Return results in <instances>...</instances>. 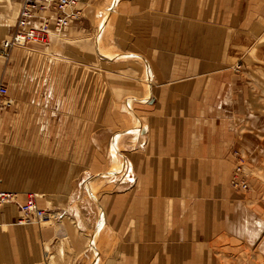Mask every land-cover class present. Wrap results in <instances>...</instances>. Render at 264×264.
Wrapping results in <instances>:
<instances>
[{"label": "crops", "instance_id": "crops-1", "mask_svg": "<svg viewBox=\"0 0 264 264\" xmlns=\"http://www.w3.org/2000/svg\"><path fill=\"white\" fill-rule=\"evenodd\" d=\"M77 10L63 31L71 42L41 79L29 80L25 64H15L12 78L0 80L14 101L0 117L8 126L0 128V190L17 195L15 212L35 193L52 214L39 238L58 254L57 263H237L239 246L262 224L245 230L237 221L250 204L230 186L232 153L244 154L249 174L251 150L239 144L224 104L249 103L234 64L242 48L257 51L264 40V0H78ZM247 33L245 46L240 38ZM27 46L23 51L42 56ZM126 133L132 135L119 145ZM100 136L110 139L99 149L109 157L119 151L129 170L112 183L107 172L104 190L87 199L84 187L96 176L86 169L112 166L107 156L96 160ZM91 236L99 238L93 242L102 263L84 256Z\"/></svg>", "mask_w": 264, "mask_h": 264}, {"label": "rangeland", "instance_id": "rangeland-1", "mask_svg": "<svg viewBox=\"0 0 264 264\" xmlns=\"http://www.w3.org/2000/svg\"><path fill=\"white\" fill-rule=\"evenodd\" d=\"M15 1H17L15 6H12L13 4L10 5V3L9 6L8 3H6V7H2V5H0V14L3 17L0 23V43L15 29L14 27L19 15L22 0L21 4H19V0ZM4 5L5 0L3 2V6ZM107 10L103 9L102 14L105 15L108 13ZM99 19H101V17ZM103 21L104 18H102L100 29L97 32L98 40ZM69 38H71L69 36V32H63L61 34L54 35V38L52 41H50V43L44 44L37 41L32 42L33 45H35V49L43 52L42 56H38L39 54L35 55V53L33 54V52L30 50L27 52L23 51L28 46L20 47L19 49H21L22 54L16 58L13 57L12 54L10 60H6L0 56V80L4 79L5 77V79L12 78L15 72L12 73L9 71V67L15 64H25L27 67L26 69L28 71L29 80H33L34 78L36 80L41 79V75L46 73V71H43L44 67H47L49 63H52V65L56 64L57 60L62 58L58 57V52L62 53L63 44L64 46H67L71 42ZM240 39L243 44L247 46V43L250 39L249 33L243 34ZM98 42H100L99 45L102 47L104 46L103 41L101 42L100 40ZM260 44L261 45L257 46V51L254 49L251 51V53L250 50L242 48V53L244 56L238 61H241L240 64H234V70L240 71L239 76H241L244 81H247V84L244 85L247 87L245 89L246 93L248 92L249 94V103L245 104L240 100V98H238L233 104H224V116L233 123L234 129H236V131L239 133V144H242V146H239L243 148L248 147L251 150L248 152V159L250 162V167L248 166L249 174H247L244 170L247 163L244 154L238 149L234 150L232 153L235 159L232 176L237 163V158L235 155L236 153H240L241 157L243 158V172L245 176L244 178L248 183V188L246 190L234 189L231 186L232 176L230 179V186L233 191L246 194L250 204V212L241 211L238 215L237 221H241V229L243 228L245 230L247 229L246 226H248L250 229H255L258 223L262 224V230L259 233L256 232L257 234L254 240L250 239L247 244L244 245L242 243L239 246L241 256L239 259H237L238 262L235 264H264V40ZM102 49L101 47H98V54L99 58L104 59V57L101 56V54L104 53ZM65 53L67 54L66 49ZM65 62H69L68 58L65 59ZM53 70L54 72H50V74L56 77V67H54ZM83 77L86 79L87 75H83L82 73V79H84ZM235 94H239V92L237 91ZM8 98L10 102L8 107L5 109L7 112H9L14 106L13 99H10L9 95ZM115 106L118 107L119 105ZM132 112L134 111L132 110ZM5 121L8 122V119ZM5 127H8L6 126V123H1L0 121V128L4 129ZM93 137L92 141L90 140V143L93 145L97 146L100 143H104L105 145L109 144L108 142L110 138H107L106 136V138L104 136H100L97 141L98 144L93 141ZM2 142L6 144L7 139H2ZM86 143H89L88 137H86L81 144L86 145ZM99 147L104 146L102 144L97 146V152H99L96 160L98 163L104 160L100 155L107 156L108 158L110 154L109 152L101 151ZM86 170H88V172L90 171V175L96 176L95 178L89 177L84 187V192L86 193L87 199L89 196L94 199L93 195L99 196V193L104 190L106 182H108V180H106L107 178H104L103 176L107 172L114 171V167L112 165L105 171L100 168H98V170L93 168H88ZM30 196L33 197L30 198ZM13 200H15V198H13ZM13 200L0 203V264H6V260H10L12 264H17L16 260L20 261V257L24 260L33 258L36 260V264H62L61 262L57 263L59 259L57 258L56 254H53L55 253V250L53 251V248L50 246L47 248V243L40 241L39 229L43 226L49 225L50 220L52 221V218L51 216L47 215L45 209L40 205L37 195L35 193H30L28 195V201L21 205V209L18 210V212H15L16 206L13 205ZM97 205L98 211L100 212L102 207L100 206L99 201H97ZM40 214H44V216H40ZM17 215L18 218L16 219ZM43 219L46 223L43 221ZM236 226H238V224H236ZM239 234L241 239L246 235L245 233L243 234L242 230L239 232ZM96 237L97 236L93 237L92 240L91 236V239L87 244H85L87 245L86 247L83 243L82 251L85 250V258H89V256H91L94 262H96L98 259V263H100V249L96 243L93 242L95 239H99ZM248 239L249 238H247V240ZM93 243L95 247L93 246ZM49 259L50 261H48Z\"/></svg>", "mask_w": 264, "mask_h": 264}, {"label": "built area", "instance_id": "built-area-1", "mask_svg": "<svg viewBox=\"0 0 264 264\" xmlns=\"http://www.w3.org/2000/svg\"><path fill=\"white\" fill-rule=\"evenodd\" d=\"M77 5L78 0H22L14 31L0 43V56L10 60L15 48L25 47L36 41L50 43L54 35L70 27L78 13ZM9 102L8 87L0 81V117ZM235 156L237 163L231 186L237 190H246L248 183L244 178L243 158L240 153H236ZM15 197L14 192L0 191V203L13 200Z\"/></svg>", "mask_w": 264, "mask_h": 264}, {"label": "bare ground", "instance_id": "bare-ground-1", "mask_svg": "<svg viewBox=\"0 0 264 264\" xmlns=\"http://www.w3.org/2000/svg\"><path fill=\"white\" fill-rule=\"evenodd\" d=\"M11 5V4H10ZM7 6V5H6ZM8 9H9V7H8ZM111 10V9H110ZM148 73V72H147ZM113 77V76H112ZM141 78H142V76H141ZM119 97V96H118ZM136 98V97H135ZM125 108V110H127L126 109V107H124ZM129 113H131L132 114V112H130V110H127ZM133 115V114H132ZM133 117H134V115H133ZM134 122H136L135 121V118H134ZM132 135V133H130V134H128V133H126L125 135H123V136H119L118 138H117V142H118V144L120 145L122 142H123V140H124V138H126V137H129V136H131ZM133 135L134 136H137L136 135V133H133ZM123 145V144H122ZM122 147V146H121ZM110 161H111V163H112V165H113V167H114V171H112V172H110L109 174H108V176H109V180L111 181V183H112V181H115V182H117V181H119L124 175H125V173H127L128 172V170H129V167H128V163L126 162V160H121L120 159V156H119V151H117V155L116 156H110ZM107 174V173H106ZM17 196V195H16ZM35 201V200H34ZM36 206V205H35ZM37 208V207H36ZM30 209V208H29ZM34 211V210H33ZM32 212V211H31ZM36 213V212H35ZM40 216H44V214H40ZM51 216H52V214H51ZM36 217V216H35ZM39 217V216H38ZM29 218V217H28ZM33 218V217H32ZM37 218V217H36ZM69 218V217H68ZM48 219V218H47ZM30 220V219H29ZM28 220V221H29ZM38 220V219H37ZM46 220V219H45ZM70 220V219H69ZM43 221H44V219H43ZM51 221V220H50ZM45 222V221H44ZM43 222V223H44ZM63 222V221H62ZM46 223V222H45ZM56 223H57V221H56ZM48 224V223H47ZM51 224V223H50ZM57 224H59V223H57ZM44 225V224H43ZM58 226V225H57ZM76 227V226H75ZM60 230H64V229H60ZM59 233V232H58ZM62 234V233H61ZM81 237V236H80ZM87 238V237H86ZM89 241V240H88ZM86 242V241H85ZM63 244V243H62ZM60 245V244H59ZM87 245H85V247H86ZM47 248H49V246H47ZM62 251V250H61ZM57 253V252H56ZM63 253V252H62ZM61 253V254H62ZM58 255V254H57ZM59 257V256H58ZM56 258V257H55ZM61 258V257H60ZM71 258V257H70ZM54 260V259H53ZM57 260V259H56ZM10 261V260H9ZM11 262V261H10ZM56 263V262H55ZM69 263V262H68Z\"/></svg>", "mask_w": 264, "mask_h": 264}]
</instances>
